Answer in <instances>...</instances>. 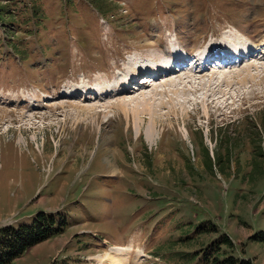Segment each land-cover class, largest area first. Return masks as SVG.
<instances>
[{"label":"rangeland","instance_id":"374dc122","mask_svg":"<svg viewBox=\"0 0 264 264\" xmlns=\"http://www.w3.org/2000/svg\"><path fill=\"white\" fill-rule=\"evenodd\" d=\"M248 34L264 0H0V224L67 221L10 264H108L115 245L126 264H264V59L113 92L154 39L194 56Z\"/></svg>","mask_w":264,"mask_h":264},{"label":"bare ground","instance_id":"6f19581e","mask_svg":"<svg viewBox=\"0 0 264 264\" xmlns=\"http://www.w3.org/2000/svg\"><path fill=\"white\" fill-rule=\"evenodd\" d=\"M238 29V28H237ZM240 29V28H239ZM231 33H234V32H232L231 30H229V29H226V32H224V34L226 35V36H228L229 37V35L231 34ZM245 33V32H244ZM243 33V34H244ZM217 35V34H216ZM178 36H179V34H178ZM177 36V38H178V42L182 45H185V43L187 42V37H183L182 39H183V41L185 42H183L179 37ZM248 38L249 39H247L248 40V43L250 42L251 43V49H249V47H248V51H246L247 53H248V55H250L252 58L255 56V55H257L256 56V59H255V61L256 62H258V60H263L264 59V48H259L258 46H260L259 45V43L261 42L262 43V41H259V40H253L252 42H253V44H252V42H251V36L248 34ZM228 37H227V39H225L224 40V46H225V44H228V42H227V40H228ZM258 37H261V36H258ZM223 38H226V37H223ZM222 39V38H221ZM190 40V39H189ZM239 40H241L240 38L239 39H235L234 40V38L231 40V42H234V43H236V44H239V46H242L243 45V42H240V43H238V41ZM246 40V41H247ZM222 41V40H221ZM258 41V42H257ZM214 42V41H213ZM196 43V42H195ZM222 43V44H223ZM222 44L220 45H218V44H215V43H209L208 44V47H207V53H212V54H209V55H211L210 57H209V55H207V53H206V56L204 57V60H203V63H201V65H195V66H192V67H188V66H184L183 68H181L179 71H171L169 68H170V66L172 65L173 66V64L174 63H176L177 61H176V59H178V58H180V56L178 55V53L175 51V50H173V49H171V48H173L172 46H165V45H163V44H161L159 41H157L156 39H154V41H152V44L150 45L151 47H149V48H154V45H159V47H157V50L156 49H152L153 51H154V53L152 54V57H150V53H147V56H149V58L148 59H146V58H144V60H143V62H145V63H150V66H146L145 68H143V69H139L138 67H136L135 65H139L138 64V62L136 61L137 59L136 58H131L126 64H125V66H124V73L126 72V77L125 78H117L119 81L113 86V87H116V89L113 91V89H111V91H113V92H115V91H117V92H119L120 90H123L124 92H126V93H130L131 91H133V89H132V86H133V84H134V82L137 80V79H141V78H137L136 77V74H138V75H157L158 76V79L160 78V76L162 77V76H165L166 78H168L167 76H166V74L168 73H170L169 75H170V77L171 76H174V75H178V73H181V72H184V74L182 75V80L184 81V79H185V77L186 76H184L186 73H187V71H190V72H188V74H190V73H205L206 71H208L209 70V68H208V65L209 64H211V62H209V63H207V61H211V60H213L214 58H216L217 56H218V54H220L221 53V51H227L229 54H232V55H234L235 56V58H237V60H238V63H240V64H242V62L245 60V59H243V58H240V56H241V48L240 49H238L239 47H236V48H231V47H224V46H222ZM263 44V43H262ZM201 45V44H200ZM252 45H253V47H252ZM202 46V45H201ZM215 46H219V48H218V52H214V47ZM243 48V47H242ZM245 49L247 48V44H246V47H244ZM146 49V48H145ZM139 50H141V51H144L142 48H140ZM146 51V50H145ZM155 51H157L158 53H156ZM141 56V55H140ZM143 57V56H142ZM138 58V57H137ZM141 58V57H140ZM133 60V62H130V61H132ZM150 60V61H149ZM170 60V61H169ZM134 62H135V64H134ZM145 63H141L140 64V66L142 65V64H145ZM171 64V65H170ZM239 64V65H240ZM145 65H148V64H145ZM211 66H214V65H212L211 64ZM214 67H216L215 69L216 70H223V69H226L227 67H218V66H214ZM141 68V67H140ZM204 70V71H203ZM211 70V69H210ZM201 71H203V72H201ZM195 75V74H194ZM199 77H201V76H198V78ZM142 78H146V76H143ZM194 79H196L195 77H193ZM124 80H127V81H124ZM162 81H163V79H161ZM179 80V79H178ZM190 80H192L191 79V77H190V79H189V81ZM145 81H147V80H143L142 82L144 83ZM176 81V80H175ZM175 81H174V79L173 80H168L167 82H169V83H171V84H175ZM158 82V81H157ZM157 82L156 83H154L155 85L157 84ZM166 82V83H167ZM177 82V81H176ZM182 82V81H181ZM141 83V81H138V84H140ZM189 83V82H188ZM142 84V83H141ZM184 84H186V82L184 83ZM168 85V84H167ZM176 85V84H175ZM178 85V84H177ZM147 86V85H146ZM181 86H183V83L181 84ZM183 88V87H182ZM107 89V88H106ZM137 90H139V88L137 89ZM134 92V91H133ZM110 93V92H109ZM83 94L84 95H86V97H88L89 95V97H91L92 95H94V96H96V97H98V95L99 94H97V92H94V93H92L91 92V90L90 89H88V90H86L85 91V89L84 88H70L69 90H68V94L66 95H64V96H67L68 98L69 97H77V96H83ZM100 95H102V93L100 94ZM100 95H99V97H100ZM63 97V96H62ZM142 97H144L145 98V95L144 94H142ZM154 124H155V121H154V119H152V126H150L149 128L150 129H147L148 130V132H146V134H147V137H149V138H154L155 136V133H154ZM146 130V131H147ZM22 143V142H21ZM127 248V249H126ZM111 252L110 253H108V254H106V258L108 259V264H126V263H128V250H129V248L128 247H126V246H124V247H122V246H118V245H115V246H111ZM109 252V251H108Z\"/></svg>","mask_w":264,"mask_h":264},{"label":"trees","instance_id":"16d2710c","mask_svg":"<svg viewBox=\"0 0 264 264\" xmlns=\"http://www.w3.org/2000/svg\"><path fill=\"white\" fill-rule=\"evenodd\" d=\"M67 224L66 218L59 219L56 215H49L46 212H39L31 225L13 224L0 225V264H10L15 259L24 255L30 248L40 242L57 236L63 231ZM221 244L231 246L229 236L224 235L220 243H216L215 250H221ZM225 256V255H224ZM212 258V264H254L250 258H238L234 255ZM211 263V262H210Z\"/></svg>","mask_w":264,"mask_h":264}]
</instances>
